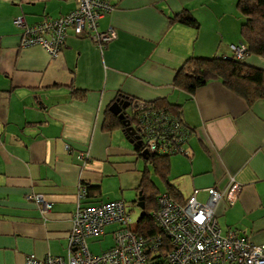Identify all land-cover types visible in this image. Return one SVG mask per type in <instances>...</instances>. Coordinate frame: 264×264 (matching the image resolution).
<instances>
[{"label":"crops","instance_id":"obj_1","mask_svg":"<svg viewBox=\"0 0 264 264\" xmlns=\"http://www.w3.org/2000/svg\"><path fill=\"white\" fill-rule=\"evenodd\" d=\"M108 1L113 9L97 29L111 27L115 38L100 50L89 37L69 31L60 55L50 59L38 45L20 47L14 19L22 16L32 25L57 18L73 10L75 0H0V264H26L28 254L67 260L80 186L86 191L82 205L114 199L128 204L125 191L136 180L137 191L143 168L113 141L117 130L102 129L105 110L119 92L175 106L190 128L188 155L169 156L167 180L179 202L195 189L205 202L208 188L226 191L236 181L237 198L231 204L223 198L214 208L220 231L264 244V99L247 104L220 80L192 93L173 85L190 56L230 54L231 44L244 42L237 0ZM181 11L197 25L173 22ZM244 61L264 69L262 56L247 54ZM71 86L84 89V97L73 98ZM131 154L138 156L134 148ZM155 179L159 193L167 192ZM88 185L95 188L87 191ZM36 195L52 203L49 212L41 211ZM117 228L109 224L102 234L87 237L88 249L90 239L107 233L110 248Z\"/></svg>","mask_w":264,"mask_h":264},{"label":"built area","instance_id":"obj_2","mask_svg":"<svg viewBox=\"0 0 264 264\" xmlns=\"http://www.w3.org/2000/svg\"><path fill=\"white\" fill-rule=\"evenodd\" d=\"M76 7L57 18H45L32 25L22 16L14 19L21 29L20 47L38 45L50 59H56L65 44L69 31L77 36L89 37L102 50L115 38L109 27L98 30V20L113 9L108 0H75ZM230 54H220L224 59H242L247 50L245 42L231 44ZM138 133L148 153L161 155L187 154L186 145L191 130L181 119L164 108L139 107ZM241 186L233 181L226 191L207 189L205 202L199 201L198 189L184 201L173 199L167 192L157 195V208L153 211L158 227L169 240L163 248L161 234L138 235L128 228L133 222L127 203L114 199L93 205H82L85 196L80 186L76 209L71 216L68 233L67 260L62 256L47 255L38 258L28 254L26 264H264V244H255L234 231L222 234L214 208L225 198L230 204L237 198ZM30 198H33L30 196ZM41 211L47 213L52 203L42 195L34 197ZM109 224H117L113 231V245L101 253H92L86 238L104 232Z\"/></svg>","mask_w":264,"mask_h":264},{"label":"trees","instance_id":"obj_3","mask_svg":"<svg viewBox=\"0 0 264 264\" xmlns=\"http://www.w3.org/2000/svg\"><path fill=\"white\" fill-rule=\"evenodd\" d=\"M236 8L243 17V21L240 24V35L247 45L245 55L254 54L264 57V0H237ZM171 20L191 26L197 25L195 18L187 11H181L173 15ZM244 58L245 56L242 59H224L220 54L213 57L190 56L176 70L173 85L176 88L192 93L197 87L204 85L209 80H220L227 89L242 97L247 104L264 99V69L247 64ZM70 88V94L73 98L82 99L86 94L84 89L74 86ZM122 97L128 98L131 101L135 100L133 97L119 92L112 102ZM109 106L104 113L102 129L106 132L119 129L126 134L121 119L109 110ZM142 106L144 108L152 106L164 108L168 111L172 110L179 117L175 106L160 102L158 99L144 101ZM131 108V113L126 112L127 118L139 135L137 132V115L140 109L139 107ZM143 149V143L134 147L139 156H141ZM184 155H188V153ZM169 156L171 155L147 152L146 157L143 158L144 165L137 191H141L144 202V213L141 218L128 224V228L138 235L161 234L164 239V249L169 248V240L162 234L153 217V211L157 208V195L160 192V187L153 179V176L162 182L165 190L173 199L179 201L175 187L167 180ZM94 188L95 186L88 185L87 191ZM182 202L184 201L182 200Z\"/></svg>","mask_w":264,"mask_h":264},{"label":"rangeland","instance_id":"obj_4","mask_svg":"<svg viewBox=\"0 0 264 264\" xmlns=\"http://www.w3.org/2000/svg\"><path fill=\"white\" fill-rule=\"evenodd\" d=\"M126 111L128 113H131L132 111V108L131 106L127 107L126 108ZM113 141L116 142V143H119V144H122L124 145V147L128 148V154L127 151L124 152V157L129 158L131 161H135V166L136 168H138L139 170H141L143 168V158L141 156H137V155H134V154H131L132 151H133V148H134V144H132L131 142H129V139L125 136V134L123 133L122 130H117L113 133ZM137 171L135 170V173ZM130 174H134V170H131L129 171ZM139 174L140 171H139ZM128 174L126 173L123 178H127ZM155 177H153L154 179ZM128 181V179H127ZM155 181L157 182L158 184V181L157 179H155ZM130 183V181L128 182ZM137 184V180L136 182L131 186V190H126V196H125V199L126 200H129L128 204H127V210L130 212L131 214V217L133 219V221H136L138 216H139V213H140V208L136 205V203H132L131 200L135 199L136 197V193L137 191L135 189H133L135 187V185ZM161 184L159 183V186ZM131 201V202H130ZM127 203V202H126ZM119 226V225H118ZM112 243V238H111V234L110 233H107L103 236H100L99 238H95V239H90L88 241V244H89V247L91 249V251L93 252H100L101 250L103 249H106L107 247H109Z\"/></svg>","mask_w":264,"mask_h":264},{"label":"water","instance_id":"obj_5","mask_svg":"<svg viewBox=\"0 0 264 264\" xmlns=\"http://www.w3.org/2000/svg\"><path fill=\"white\" fill-rule=\"evenodd\" d=\"M143 105V102L140 100H134L131 101L128 98H118L116 99L114 102H112V104L109 106V110L118 116L119 119H121L122 124L124 126V130L126 132V137L129 139V142H131L132 144H134V146L137 145H141V140L139 135L136 133V129H134V127L130 124V121L127 118V114H126V108L131 106V107H141ZM147 155V151L145 149L142 150L141 152V156L143 158H145ZM136 205L140 208V213L139 216L137 218V220L139 218L142 217L144 210H143V206H144V202L142 199V195H141V191L138 192V201L136 203Z\"/></svg>","mask_w":264,"mask_h":264}]
</instances>
